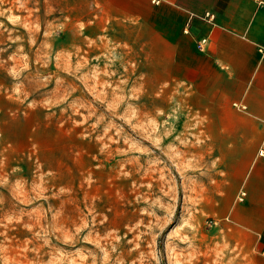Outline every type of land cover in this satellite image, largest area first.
<instances>
[{
  "label": "rangeland",
  "instance_id": "1",
  "mask_svg": "<svg viewBox=\"0 0 264 264\" xmlns=\"http://www.w3.org/2000/svg\"><path fill=\"white\" fill-rule=\"evenodd\" d=\"M94 16L0 0V264H259L213 229L186 102Z\"/></svg>",
  "mask_w": 264,
  "mask_h": 264
},
{
  "label": "crops",
  "instance_id": "2",
  "mask_svg": "<svg viewBox=\"0 0 264 264\" xmlns=\"http://www.w3.org/2000/svg\"><path fill=\"white\" fill-rule=\"evenodd\" d=\"M83 1L92 4L95 25L139 40L167 78L162 89L186 102L190 138L201 140L197 153L213 158L204 198L213 229L237 261L257 258L264 250V0ZM206 12L215 25L204 22Z\"/></svg>",
  "mask_w": 264,
  "mask_h": 264
},
{
  "label": "built area",
  "instance_id": "3",
  "mask_svg": "<svg viewBox=\"0 0 264 264\" xmlns=\"http://www.w3.org/2000/svg\"><path fill=\"white\" fill-rule=\"evenodd\" d=\"M202 19L204 20V22H207L211 25H215V22H216V16L211 13V12H206L204 14V16L202 17ZM208 43V40L205 38V39H201L198 43H197V48L199 51L203 52L205 51V48H206V45ZM260 52L262 53V55L264 56V46H261L260 47ZM260 156L264 157V145L260 151ZM246 196L245 193H242L241 195V198H240V201H243V198Z\"/></svg>",
  "mask_w": 264,
  "mask_h": 264
}]
</instances>
